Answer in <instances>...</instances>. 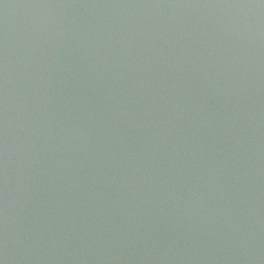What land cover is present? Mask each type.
Returning <instances> with one entry per match:
<instances>
[{
  "label": "water",
  "instance_id": "obj_1",
  "mask_svg": "<svg viewBox=\"0 0 264 264\" xmlns=\"http://www.w3.org/2000/svg\"><path fill=\"white\" fill-rule=\"evenodd\" d=\"M255 0H0V264H264Z\"/></svg>",
  "mask_w": 264,
  "mask_h": 264
},
{
  "label": "rangeland",
  "instance_id": "obj_2",
  "mask_svg": "<svg viewBox=\"0 0 264 264\" xmlns=\"http://www.w3.org/2000/svg\"><path fill=\"white\" fill-rule=\"evenodd\" d=\"M253 9L264 19V0H255Z\"/></svg>",
  "mask_w": 264,
  "mask_h": 264
}]
</instances>
